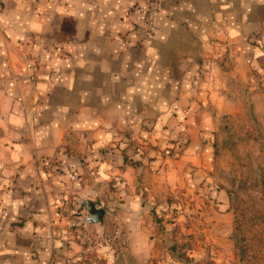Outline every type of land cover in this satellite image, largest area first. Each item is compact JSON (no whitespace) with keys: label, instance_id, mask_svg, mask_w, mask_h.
<instances>
[{"label":"crops","instance_id":"obj_1","mask_svg":"<svg viewBox=\"0 0 264 264\" xmlns=\"http://www.w3.org/2000/svg\"><path fill=\"white\" fill-rule=\"evenodd\" d=\"M262 34L264 0H0V264L77 263L61 207L104 180L112 164L93 155L137 123L183 120L212 96L216 52H252ZM122 164L127 180L147 173ZM137 205L122 229L145 258L156 227Z\"/></svg>","mask_w":264,"mask_h":264},{"label":"rangeland","instance_id":"obj_2","mask_svg":"<svg viewBox=\"0 0 264 264\" xmlns=\"http://www.w3.org/2000/svg\"><path fill=\"white\" fill-rule=\"evenodd\" d=\"M252 44L249 53L216 52L215 68L202 74L212 96L186 107L183 120L137 123L134 141L93 155L113 165L85 198L104 210L102 226L85 228V199L61 207L72 233L89 237L75 264H264V34ZM122 161L147 173L132 169L127 180ZM134 202L156 227L145 258L142 241L122 229L120 212Z\"/></svg>","mask_w":264,"mask_h":264},{"label":"water","instance_id":"obj_3","mask_svg":"<svg viewBox=\"0 0 264 264\" xmlns=\"http://www.w3.org/2000/svg\"><path fill=\"white\" fill-rule=\"evenodd\" d=\"M87 216L84 217V223L87 225H96L98 228L102 226L104 218V210L97 207L96 202L85 199L84 200Z\"/></svg>","mask_w":264,"mask_h":264},{"label":"built area","instance_id":"obj_4","mask_svg":"<svg viewBox=\"0 0 264 264\" xmlns=\"http://www.w3.org/2000/svg\"><path fill=\"white\" fill-rule=\"evenodd\" d=\"M154 16H155V12L151 11L150 13H148L146 15V17L144 18L141 27L146 29V30H152L153 29ZM75 236L79 240H81V242H85V241L89 240V237L86 236L85 234L79 233V234H75Z\"/></svg>","mask_w":264,"mask_h":264}]
</instances>
